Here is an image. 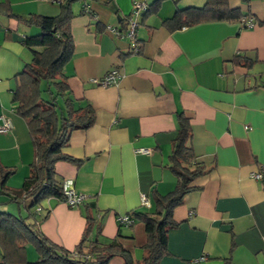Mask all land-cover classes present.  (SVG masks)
Returning a JSON list of instances; mask_svg holds the SVG:
<instances>
[{"label":"crops","instance_id":"1","mask_svg":"<svg viewBox=\"0 0 264 264\" xmlns=\"http://www.w3.org/2000/svg\"><path fill=\"white\" fill-rule=\"evenodd\" d=\"M132 1L69 4L73 51L64 73L74 107L89 103L94 120L71 132L63 150L73 160L56 161L54 170L60 181L72 178L85 200L73 207L63 199L42 200L35 210L37 229L72 250L84 231L88 206L99 228L88 240L116 238L136 264L144 256L146 234L135 212L152 210V192L164 194L177 182L168 155L182 113L191 127L189 145L206 172L174 208L177 225L168 230V253L158 264H264V177L253 176L264 171V0H226L229 8L253 19L250 28L241 17L174 31L162 21L206 0H144L148 9L139 16L134 41L107 29H125ZM62 3L0 0V115L12 122L0 133V164L14 169L6 181L12 188L22 185L34 158L26 123L12 103L14 76L32 57L23 40L41 31L25 19L41 15L48 27ZM7 6L13 15L6 14ZM236 55L252 64L235 63ZM112 69L123 74L116 84L92 82ZM141 147L150 153L136 151ZM142 195L149 207L141 205ZM0 205L12 214L25 213L2 194ZM126 214L133 219L128 226L118 222ZM25 256L37 259L32 243L25 245ZM108 264L123 262L113 257Z\"/></svg>","mask_w":264,"mask_h":264},{"label":"trees","instance_id":"2","mask_svg":"<svg viewBox=\"0 0 264 264\" xmlns=\"http://www.w3.org/2000/svg\"><path fill=\"white\" fill-rule=\"evenodd\" d=\"M63 1L60 12L48 27L44 26L41 15L32 14L25 19L28 24L40 27L41 31L23 40L32 57L14 76L12 103L15 113L26 123L34 158L29 164V174L17 188L6 184L14 169L0 164V194L25 211L24 214L0 211V264H108L113 257L120 258L123 264H134L131 253L116 238L110 241L99 238L88 240L87 236L93 228L96 232L99 230L98 219L93 217L88 206L84 231L72 250L49 240L36 226L35 210L40 202L48 198L63 199L62 181L57 178L54 164L59 160H73L63 150L71 132L89 127L94 120V110L89 103L74 107L69 96L64 65L73 51L69 4L75 0ZM4 9L7 15H13L9 6ZM241 17L239 9L229 8L226 0H206L202 7L176 10L162 24L168 31H174L206 20H239ZM126 25L127 22H124L123 28ZM233 61L245 66L252 64V60L238 55ZM44 93L48 94V98L44 97ZM177 124L168 155V168L177 182L164 194L152 192V210L135 212L143 221L146 234L142 245L144 256L136 264H158L161 257L168 253L167 233L177 225L173 210L182 203L186 193L196 188L193 180L206 172V167L196 161L189 145L191 127L188 118L178 113ZM27 243H32L38 254L33 262L27 261L25 256Z\"/></svg>","mask_w":264,"mask_h":264},{"label":"built area","instance_id":"3","mask_svg":"<svg viewBox=\"0 0 264 264\" xmlns=\"http://www.w3.org/2000/svg\"><path fill=\"white\" fill-rule=\"evenodd\" d=\"M146 9H148V6L144 0H133L125 29L121 31L111 26H107V29L112 31L117 36H123L134 41L136 29L139 25V16ZM241 23L246 28H250L254 25V21L251 17H243L241 19ZM134 49H138V44H135ZM122 76V72H120L118 69H112L104 74L101 78L92 79V82L100 86H108L111 84H116ZM11 128L12 122L10 118L5 115H0V133H6ZM136 151L148 154L151 150L150 148L141 147ZM253 176L255 178H262L264 177V171L262 170L261 172L254 173ZM61 188L63 199L70 206H78L85 200V195L75 190L72 178H65L62 180ZM141 205L145 207L150 206L149 199L144 195L141 196ZM36 210H39V207H36ZM118 222L122 225L128 226L133 223V219L127 214L120 215L118 216Z\"/></svg>","mask_w":264,"mask_h":264},{"label":"rangeland","instance_id":"4","mask_svg":"<svg viewBox=\"0 0 264 264\" xmlns=\"http://www.w3.org/2000/svg\"><path fill=\"white\" fill-rule=\"evenodd\" d=\"M3 207H4V209H6V210H8L9 212L13 213L10 209H8L7 206H3ZM3 207H1V205H0V209H2ZM14 211H15V210H14Z\"/></svg>","mask_w":264,"mask_h":264}]
</instances>
